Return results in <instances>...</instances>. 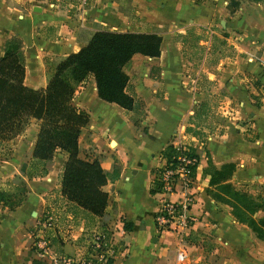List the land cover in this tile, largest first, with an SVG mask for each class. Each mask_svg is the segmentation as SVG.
<instances>
[{"label":"crops","instance_id":"0c3cea01","mask_svg":"<svg viewBox=\"0 0 264 264\" xmlns=\"http://www.w3.org/2000/svg\"><path fill=\"white\" fill-rule=\"evenodd\" d=\"M187 27H197V43L205 44L189 85L186 63L191 59L175 37ZM98 28L161 37L157 56L134 53L122 65L134 97L132 109L98 97L90 73L70 81L71 102L88 113L78 134V156L97 159L107 173L115 168L116 176L103 185L105 208L91 217L61 196L62 150L45 161L44 175H30L38 128L30 118L2 143L8 152H0V189L24 188L12 208L0 203V264H30L37 258L30 245L43 212L52 215L48 236L58 254H82L89 232L106 228L117 244L108 264H264V240L253 237L226 204L206 193L209 175L204 172L207 160L214 167L233 162L230 182L264 195V0H89L81 13L76 0H0V51L7 37L20 38L23 83L30 87L43 86L52 58L77 50ZM215 42L230 45V51L217 48L215 63H205ZM205 95L215 96L216 103L207 125L196 130L198 139L186 127L199 129L189 118L194 119L195 105ZM178 141L197 154L190 184V212L196 220L181 245L174 233L155 230L153 211L163 194L150 192L154 171L164 163L160 150ZM179 194L165 196L177 199ZM124 219L130 222L128 230L122 227ZM180 247L184 257L178 260Z\"/></svg>","mask_w":264,"mask_h":264},{"label":"trees","instance_id":"16d2710c","mask_svg":"<svg viewBox=\"0 0 264 264\" xmlns=\"http://www.w3.org/2000/svg\"><path fill=\"white\" fill-rule=\"evenodd\" d=\"M160 39L157 32L95 29L77 50L52 58L53 69L40 87L23 83L24 56L20 38L11 35L3 42L0 51V143L5 146L22 131L30 118L36 119L38 128L29 159L30 175H44L45 161L56 150L64 151L59 193L66 202L88 216L103 212L107 196L103 185L108 178H114L116 172L115 168L109 173L104 172L95 158L78 156V134L88 119V113L71 102L74 86L70 81H81L90 73L98 97L123 109H132L134 97L128 90V75L122 65L134 53L157 56ZM8 148L6 145V152ZM178 153L174 144L167 143L160 150L164 166L173 163ZM184 153L197 159L193 151ZM195 164L190 166L192 173ZM233 169V162L214 167L207 160L204 172L209 177L205 191L214 200L226 204L230 215L245 224L253 237L264 240V195L251 194L234 186L229 180ZM161 170V167L155 169L150 192L160 185L156 177ZM23 191L22 186H14L10 192L0 189V203L12 208ZM258 211L262 212L261 215L255 216ZM122 227L130 229V222L122 220ZM56 242L61 244V238L56 236ZM30 249H33L32 245ZM30 264L44 262L31 258Z\"/></svg>","mask_w":264,"mask_h":264},{"label":"built area","instance_id":"2783aa9c","mask_svg":"<svg viewBox=\"0 0 264 264\" xmlns=\"http://www.w3.org/2000/svg\"><path fill=\"white\" fill-rule=\"evenodd\" d=\"M89 0H76L78 12H82ZM179 153L175 155V161L160 166L161 172L157 174L160 185L157 191L163 194L155 205L153 211V225L157 232L169 231L175 234L176 242L181 245L184 242L196 216L190 212L194 195L190 190L192 172L190 166L197 162L196 157L188 156L184 152L191 149L178 141L174 144ZM179 192L177 199H169L165 194ZM53 224L52 215L43 212L38 216L32 243L37 258L44 264H108L117 251V244L113 241L110 232L106 228L93 229L88 234L85 251L78 256H70L56 253L48 236V230ZM184 257L182 247L179 248L177 259Z\"/></svg>","mask_w":264,"mask_h":264},{"label":"rangeland","instance_id":"374dc122","mask_svg":"<svg viewBox=\"0 0 264 264\" xmlns=\"http://www.w3.org/2000/svg\"><path fill=\"white\" fill-rule=\"evenodd\" d=\"M176 41L178 43L179 49L181 52H183L187 57H189L191 60L189 63H186V73H187V84L189 85L192 80L195 79L193 76L194 71L197 68V65L199 63V58L202 54L203 48L205 44H198L197 41L201 37V32L197 27H187L184 28L182 31H180L176 36ZM217 48L222 49L225 52L230 51V45H226L222 42L218 43L215 42L213 45H210V57H206V62L211 61V64L215 63L217 54L215 51ZM200 85L202 88H205L207 86L206 83V77H203L202 80H200ZM216 98L215 96H207L205 95L202 98V101L199 106L195 105V115H192L194 119L189 118V121L193 122L194 125L199 126V129H195L194 127L188 125L186 127V130L189 134H193L195 138H198L201 136L200 133L196 132V130L200 131L201 127L204 125H207L208 116L211 113V110L215 108ZM197 104V103H196ZM208 115V116H207ZM202 118V119H201ZM198 133V135H196ZM201 139V138H198ZM4 144V143H3ZM0 152L2 154L6 153V147L0 143ZM8 152V151H7ZM17 197L14 196L13 199H16Z\"/></svg>","mask_w":264,"mask_h":264}]
</instances>
